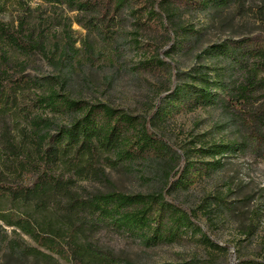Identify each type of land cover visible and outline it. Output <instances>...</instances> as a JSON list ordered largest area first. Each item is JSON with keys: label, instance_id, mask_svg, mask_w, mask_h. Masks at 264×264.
I'll return each mask as SVG.
<instances>
[{"label": "trees", "instance_id": "obj_1", "mask_svg": "<svg viewBox=\"0 0 264 264\" xmlns=\"http://www.w3.org/2000/svg\"><path fill=\"white\" fill-rule=\"evenodd\" d=\"M29 1L0 0V239L7 226L15 235L22 233L36 245L21 247L9 240L8 245L21 254L46 258L56 254L71 264H139L115 254L100 242V232L117 233L147 248L178 244L188 231L191 234L201 231L194 223L197 211L182 209L168 201L161 191L143 194L98 190L85 194L73 189L77 179H105L106 167L135 170L138 166L140 172L152 169L169 182L179 155L173 154L161 134L154 131L157 126L154 116L148 119L106 103L70 99L54 88L53 78H48V86L41 93L32 98L25 94L24 89L34 80L22 74L25 62L19 56L40 54L55 60L53 57L58 55L57 59L63 61L81 48L88 56L94 51L85 40L77 48L67 27L59 36L58 31L50 34L45 30L44 19L31 23ZM232 1L36 0V3L74 12L76 23L94 29L108 41L126 23H130L135 35L155 27L170 30L176 37L185 35L187 29L180 20V11L222 9ZM15 3L18 13L14 24L2 17ZM64 18L69 19L67 15ZM211 49L229 61L230 79L227 83L222 80L213 83L207 68L198 66L189 78L200 88L184 83L185 95L190 93L192 106H197L210 100V86L221 89L224 97L220 104L245 132V140L253 142L264 155V36L225 42ZM154 62L148 61L144 67L159 64V60ZM179 90L170 93L176 97ZM160 114L156 111V120ZM55 116H62L66 122L59 125ZM21 119L25 125L18 127ZM229 147L221 143L192 149L200 156L214 157ZM66 172L69 174L65 176ZM213 200L203 204L210 221L213 219L208 213L216 216L227 206L222 198ZM196 240L204 247L213 246L204 234Z\"/></svg>", "mask_w": 264, "mask_h": 264}, {"label": "rangeland", "instance_id": "obj_2", "mask_svg": "<svg viewBox=\"0 0 264 264\" xmlns=\"http://www.w3.org/2000/svg\"><path fill=\"white\" fill-rule=\"evenodd\" d=\"M29 3L31 23L44 19L45 30L50 34L58 31L59 36L67 27L77 48L85 40L94 51L88 56L81 48L63 61L57 59L58 55L53 57L55 60L40 54L19 56L25 62L22 74L34 80L24 89L25 94L32 98L35 93H41L48 86V78H53L54 88L70 99L106 103L148 119L154 116L157 121L154 131L161 134L173 154L179 155L169 182L152 169L140 172L138 166L135 170L106 167L105 179H77L73 189L85 194L98 190L143 194L161 191L168 201L182 209L197 211L194 223L201 231L193 234L188 231L178 244L144 248L117 233L105 235V231L99 234L100 242L115 254L139 264L263 263L264 155L253 142L245 140V132L220 104L224 97L221 89L210 86V100L192 106L193 96L185 95L182 86L186 83L200 88L189 78L198 66L207 68L213 83L228 82L229 61L211 48L243 38L263 37L264 0H233L222 9L182 10L179 16L187 29L185 35L176 37L161 27L141 30L135 35L130 23H126L108 41L94 29L76 23L74 12L47 4L37 6L36 0ZM17 11L15 3L2 18L15 24ZM66 15L69 19L64 18ZM156 60H159L156 67H144V63ZM177 88L180 90L175 97L170 91ZM158 110L162 114L156 120ZM49 115L53 114L49 112ZM54 120L59 125L66 122L62 116H55ZM19 121L18 127L25 125V121ZM221 143L230 147L214 157L200 156L192 149ZM217 197L224 199L227 206L222 213H215L216 216L208 213L213 219L210 221L203 204ZM4 229L6 232L0 239V264H71L56 254H50V258L21 254L8 245L9 240L21 247H35L34 242L22 233L15 235L10 227ZM202 234L212 242V247H204L196 240Z\"/></svg>", "mask_w": 264, "mask_h": 264}]
</instances>
